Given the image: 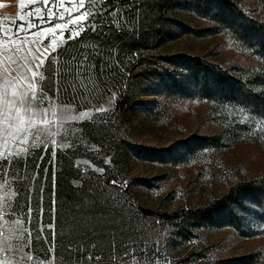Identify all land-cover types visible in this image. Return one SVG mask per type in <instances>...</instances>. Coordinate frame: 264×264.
Here are the masks:
<instances>
[{
  "label": "rangeland",
  "instance_id": "obj_1",
  "mask_svg": "<svg viewBox=\"0 0 264 264\" xmlns=\"http://www.w3.org/2000/svg\"><path fill=\"white\" fill-rule=\"evenodd\" d=\"M33 1L0 21V264H264L262 192L137 212L264 177V0ZM59 160L111 195L86 262L45 207Z\"/></svg>",
  "mask_w": 264,
  "mask_h": 264
},
{
  "label": "trees",
  "instance_id": "obj_2",
  "mask_svg": "<svg viewBox=\"0 0 264 264\" xmlns=\"http://www.w3.org/2000/svg\"><path fill=\"white\" fill-rule=\"evenodd\" d=\"M218 80L220 84L224 85L223 87L226 88L227 91L242 88L244 91L248 92V88L251 89L250 86L252 81H254L249 76L239 77L234 80L219 77ZM44 166L45 165L42 167L43 169ZM41 175L45 177L47 183L46 197L49 199V202L46 199L45 207L47 209L48 204L51 205V207L54 204L55 226L58 231L61 225L65 231L67 230V235L64 238L60 237V239H58L60 243H63V256L66 261H71L75 258L70 256L72 254L71 252L65 251L66 246L72 243L73 239H71V236L77 239L76 242L72 244L78 250V254L76 255V260L78 262H86V250L92 246L95 247L93 251L94 254H100V242H94V240H98L96 237L100 235L98 231H92L90 228L101 225L106 221L107 214L102 211L108 209L107 207H112L109 198L111 195L106 197L100 194L98 190L90 192L87 181L80 178V175H82L81 171L76 169L74 164L68 160H59L57 169H55V165H52L49 167L47 173H41ZM75 180L81 182L80 187H76L73 184ZM253 191H259L264 194V177L233 185L223 197L204 208L196 210L183 209L173 214H158L155 211L144 208H137V212L146 218L159 215L163 220L170 223H176L179 220H193L205 217L211 211L226 204L237 195L247 194ZM123 194L125 196H132L128 186L123 187ZM123 211L124 217L127 219L128 211L126 206L123 207ZM100 239L99 237V240Z\"/></svg>",
  "mask_w": 264,
  "mask_h": 264
},
{
  "label": "crops",
  "instance_id": "obj_3",
  "mask_svg": "<svg viewBox=\"0 0 264 264\" xmlns=\"http://www.w3.org/2000/svg\"><path fill=\"white\" fill-rule=\"evenodd\" d=\"M26 0H0V21H7L12 18V10L14 7L20 9L24 6ZM15 3V5H14ZM35 5L38 4V0H34Z\"/></svg>",
  "mask_w": 264,
  "mask_h": 264
},
{
  "label": "water",
  "instance_id": "obj_4",
  "mask_svg": "<svg viewBox=\"0 0 264 264\" xmlns=\"http://www.w3.org/2000/svg\"><path fill=\"white\" fill-rule=\"evenodd\" d=\"M44 6L47 7L48 6V0H43Z\"/></svg>",
  "mask_w": 264,
  "mask_h": 264
}]
</instances>
